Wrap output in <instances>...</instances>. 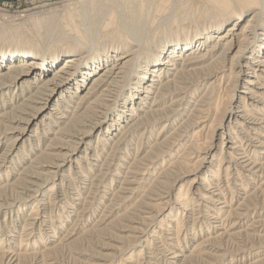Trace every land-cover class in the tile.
Masks as SVG:
<instances>
[{"label": "bare ground", "instance_id": "6f19581e", "mask_svg": "<svg viewBox=\"0 0 264 264\" xmlns=\"http://www.w3.org/2000/svg\"><path fill=\"white\" fill-rule=\"evenodd\" d=\"M64 6L15 30L0 23V213L34 201L49 216L56 200L64 222L62 185L83 167L72 214L98 215L79 237L117 233L100 264L143 250L149 264L150 233L164 235L169 264H264V0ZM56 186L59 202L47 196ZM37 214L32 204L30 228L43 225ZM66 233L41 252L0 251V264H64L57 256L79 240Z\"/></svg>", "mask_w": 264, "mask_h": 264}, {"label": "rangeland", "instance_id": "374dc122", "mask_svg": "<svg viewBox=\"0 0 264 264\" xmlns=\"http://www.w3.org/2000/svg\"><path fill=\"white\" fill-rule=\"evenodd\" d=\"M81 1L82 0H0V23L1 24L3 23L2 25L9 30H12V29L15 30V29L21 27L20 25L26 24L30 21L35 20V19L42 18V17H48V16L52 15V13H55V12L56 13L57 12L62 13L64 8H65L64 5L70 4L69 7H74V6H77L78 2H81ZM10 28H12V29H10ZM13 37H14V31L10 35L9 41H12ZM25 41L30 42L29 40H25ZM12 43H15V42L12 41ZM35 43H37V41ZM1 46L2 45H0V47ZM50 72H52V69H50ZM13 93H15V92H13ZM48 136H49V134H48ZM48 142H49L48 139H46V141L42 144V150L45 148V146L47 145ZM25 150L26 149H24L23 151H25ZM27 151H28V148H27ZM34 151H33V153H34ZM261 161H264V160H261ZM17 167H16L15 172L17 171ZM74 171H77V170H74ZM82 173L84 174V170H83V167H80L78 169V174H74L73 176L67 178L64 181V183L62 185V188L65 189V193H66V195H65L66 197H64V198H62L63 197L62 195H59V191H57L58 186H56L53 191H51V187L49 188V192H48L47 196H50V198H51L50 200H52L56 196L58 202H59L60 198H62L60 204L63 205V201H65L64 206H62V207L64 209H67V212L65 213V211H64V214H66L68 217H66V220H64V222H63L64 216L63 215L61 216V214L63 212H61L60 210H58V211L55 210L56 205L58 204L55 199H54L55 201H52L51 205H49L50 207H52V209H50L48 211L49 216H44V217L39 212V209H40L38 206L39 203L38 202L35 203L34 201H33L34 203L32 202L33 207L35 208V210L38 211V214L36 215V217L37 216L40 217L39 222L45 218V221L43 222L44 226L43 225H40V226L39 225H36V226L33 225L32 228L27 226V222L29 220H31V215L29 216L30 209L32 206L31 203L25 204L24 206H20L19 212H17L16 208H15L12 211L7 210L6 213H5V211L0 213V251L9 249L10 251L12 250L13 252H16L18 250L22 252L23 250L26 249V252H41L42 250H44V248H46L44 246H53V244H55L59 239H61L62 237H64L65 234H67L66 232H71V234H69V235H71V237L69 238L71 240V239H77L79 237V235L83 234V231L86 228H89V227L92 228L94 223L96 222V217L98 215V213L95 210H94V212H96V213H94L91 216L92 218L90 217V219L86 220L84 214L81 212V214L78 213V216H77V217H79V215H80L79 220L75 221L76 218H75L74 214H72L73 208L70 207V199H69L68 194H70V192H74V190L78 189V187L87 186L86 185L87 181L83 179L84 177L82 176ZM63 174H64V172H63ZM190 177L184 179V181L186 180L183 183L184 186L189 182L188 179ZM3 181H4V179L1 180L2 183L0 182V186L4 183ZM8 182H11L10 178H9ZM229 183H230V181H229ZM248 189L250 190L251 187ZM140 191H141V188H140ZM174 191H176V190H174ZM227 191L228 192L231 191V188H228ZM140 194H141V192L138 193V196ZM227 195H229V193ZM70 196L75 197L76 194H71ZM239 197L242 198L243 194L241 193L240 196H237V197H235V195H234L233 201L231 203V205L233 207H236L237 204L239 203V201L242 200ZM228 199H230L229 196H228ZM42 200H44V199H41V201ZM78 202H80V204H78L77 206L81 205L82 200H80ZM65 203H67V205H65ZM78 210H79V208H78ZM183 213L185 214V216H183V218H185V219L190 214L189 211H187V210L183 211V209L179 208V213H178L179 219H180V215ZM59 220L60 221L62 220L64 227H65V228H62V230L60 229V224L57 223ZM47 221H50V223H47ZM51 222H53V223L51 224ZM250 222H251V220L247 219L244 222V224L242 223V228H246V226H250V225H248V223H250ZM73 224L76 225L74 230L71 229L73 227L72 226ZM121 224L122 223L120 222L119 224L116 225V227H119ZM170 225H172V223H170ZM183 227L181 228V230L183 229ZM198 231H199L198 229H194L192 234L195 235L196 233H198ZM54 232L57 234H56V237H54V238L50 237L51 238L50 241H52L51 243L46 241V243H41L43 245V247L39 246L40 238L43 237V234H45V236H47L49 234H53ZM112 232H114V233H112ZM256 232L258 233V231H256ZM8 233L12 234L11 237H13L15 235V237L17 239V244L19 245L20 243H22L23 248H21V249L7 248L6 247L7 240L11 239V238H9ZM160 233L161 232H159V234ZM115 234H117L116 229L113 228V229H111V234L108 233L109 237L107 236L105 238H102V237H98V236L96 237L95 236V239L91 240L90 243L88 242L89 244L87 243V241H85L81 237H79L77 244L74 245V248L75 247L76 248L73 250H71V249L64 250L61 255L57 256L58 262H63L64 264H100L103 262L104 259H109L112 257L114 251L111 249L110 246H113L114 244H116V242L114 240V239H116ZM150 234H149V237L147 239V242L144 243L145 245H148L147 250L149 252H151L150 254H152V257L150 258L149 264H169L171 261L169 259H172V258H169L171 255L167 254V252H159L157 250L159 245H163L162 244L163 242L161 240H163L164 235L160 234V237L153 238L154 242H152L153 240H152V238H150ZM163 234H165V232H163ZM213 234H215V233H211L212 236H213ZM112 235H114L115 237ZM207 236H208V234H206V232L202 233L201 237L199 236V238H198V235H197L195 237L194 241H191L187 246L185 244L184 245V250L186 249L185 254H187L190 250H192L194 248V245L196 244V242H199L201 239L206 238ZM189 237H190V234H189L188 238ZM86 243L88 245H86ZM103 244H104V246L107 245L106 246L107 248L103 247L102 246ZM183 244H184V241L178 246H183ZM143 248H144V246H143ZM166 248L167 249L169 248L167 244H166ZM80 250H81V252H80ZM76 252H77V254H76ZM142 252H143L142 259L138 260L137 259L138 256L136 255L134 257V261L132 260L131 263H128V264H137L138 263L137 261H140L141 264H145L144 261H145V257H146L147 252H145V250H143ZM76 258H78V259H76ZM122 260H123V258H120L119 262ZM75 261L77 263H75ZM248 261H251V259H248ZM50 262H51V260L48 261L47 264ZM26 264H30V261H26Z\"/></svg>", "mask_w": 264, "mask_h": 264}]
</instances>
